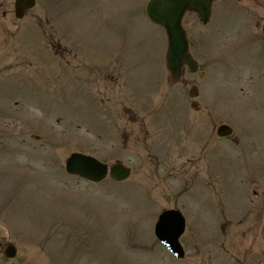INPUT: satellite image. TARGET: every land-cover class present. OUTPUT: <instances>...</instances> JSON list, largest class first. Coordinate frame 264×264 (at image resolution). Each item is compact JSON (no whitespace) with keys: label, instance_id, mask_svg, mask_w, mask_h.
<instances>
[{"label":"rangeland","instance_id":"374dc122","mask_svg":"<svg viewBox=\"0 0 264 264\" xmlns=\"http://www.w3.org/2000/svg\"><path fill=\"white\" fill-rule=\"evenodd\" d=\"M148 2L36 0L16 27L2 19L15 0H0V25L10 22L14 37L9 50L0 43V64L20 65L0 76V244L18 248L0 264H264V243L225 239L221 226L241 225L264 194V43L255 29L264 0H219L209 26L188 16L206 77L186 73L178 85ZM223 123L243 135L239 144L217 137ZM76 152L120 161L132 175L98 184L69 176ZM172 208L188 224L184 260L154 234Z\"/></svg>","mask_w":264,"mask_h":264},{"label":"water","instance_id":"95a60500","mask_svg":"<svg viewBox=\"0 0 264 264\" xmlns=\"http://www.w3.org/2000/svg\"><path fill=\"white\" fill-rule=\"evenodd\" d=\"M35 0L16 1V15L22 18L31 8ZM212 0H151L147 12L153 22L166 29L169 48L167 52V67L171 72L172 79L178 80L181 68L184 64H194L187 50L185 31L182 28V18L186 10L196 11L200 18L207 21L210 15ZM231 133V129L221 126L218 129L220 136ZM66 169L70 174L79 175L93 182L102 181L108 174V166L98 160L81 154H73L67 161ZM130 170L120 163L110 168L111 178L115 181H123L130 176ZM184 231V219L177 211L164 212L157 224L156 234L169 251L177 257H183V249L179 238ZM3 254L7 258H14L17 250L12 243H6Z\"/></svg>","mask_w":264,"mask_h":264},{"label":"flooded vegetation","instance_id":"af4514ba","mask_svg":"<svg viewBox=\"0 0 264 264\" xmlns=\"http://www.w3.org/2000/svg\"><path fill=\"white\" fill-rule=\"evenodd\" d=\"M236 1L238 3H242V0H236ZM235 7L237 9H245L244 6H238V5H236ZM6 15H7L6 12L3 13V19L5 20V19L10 18L12 20V24L15 25L14 16L13 17L12 16L8 17ZM255 19H256L255 29H256V31L259 34V31L258 30H259V27H260V21H257L258 20L257 18H255ZM9 23L10 22L3 23L2 25H0V30H1L0 31V37L2 35H4L1 38V40H0L1 42L0 43L2 45H6L5 47L8 50L10 48V40L13 39V37H12L13 36V33L11 31V29L13 27L9 26L8 25ZM258 38H259V40L262 43H264V36H261L259 34L258 35ZM190 49H193V47L191 45V42H190ZM2 61H3V59H2ZM12 62L11 63H8V64H0V76H3L4 74L10 73V72L15 71L17 69H20V65L18 63H14V61H12ZM187 72H189V71H187ZM199 76H202V73H200ZM248 76L249 75L246 76V79H247ZM10 79H11V75H10ZM247 81L250 83L249 80H247ZM13 85H15V84H13ZM13 85H9L7 88L8 89H13L14 88ZM16 85L17 86H16L15 90H18L17 87L22 86L21 84H16ZM22 87H24V86H22ZM3 93H4V96H5L4 98H7L9 100H16V103H19L17 97H15L14 94L12 96H7L5 94V92H3ZM232 138L235 139L234 136H232ZM254 194L257 195L258 193L257 192H254ZM251 204H254V201ZM257 204L258 205L255 206V207H253L251 210H248V212L246 213V217L242 219L243 222L241 223V225H239V223L238 224H233V226H231L233 229H230V230H225L223 228V234H222V236L224 235L225 236V239H229L231 237H238L240 234H242L244 236L243 238H247V237L248 238L249 237L251 238L252 237V239L254 240L253 243H252V245L250 244L252 246V248H253V245H256L255 243L258 242L259 240L262 243H264V224H261V222L264 221V194H263L262 197H260L258 199ZM245 221H249V223H248L249 226L246 229H244V226H245L244 222ZM261 231L263 232V235L261 234ZM224 232H225V234H224ZM229 235H230V237H229ZM253 235H254V238H253Z\"/></svg>","mask_w":264,"mask_h":264}]
</instances>
